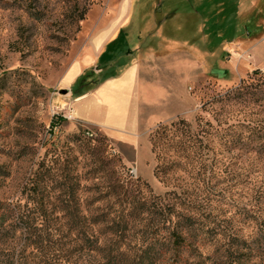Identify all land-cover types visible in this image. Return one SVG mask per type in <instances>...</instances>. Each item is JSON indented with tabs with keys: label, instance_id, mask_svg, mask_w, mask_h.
Returning <instances> with one entry per match:
<instances>
[{
	"label": "rangeland",
	"instance_id": "rangeland-1",
	"mask_svg": "<svg viewBox=\"0 0 264 264\" xmlns=\"http://www.w3.org/2000/svg\"><path fill=\"white\" fill-rule=\"evenodd\" d=\"M158 1L162 10L179 15L145 46L154 49L158 70H172L173 78L167 81L172 94L160 97L162 102L146 112L145 117H151L141 134L152 159L144 172L137 166L132 175L136 166L124 163L105 131L68 120L58 102L67 91L64 73L88 54L119 0H0V203L24 210L32 202L29 190L37 174L45 193L54 190L55 205L64 198L60 183H72L77 176L86 187L79 195L87 201L94 194L89 186L101 185L105 172L115 171L139 198L188 192L181 197L192 205L179 210L201 218L213 232L197 251L202 256H184L194 260L190 264H264V0ZM174 39L183 47L165 43ZM133 53L137 55V35H122L89 70L92 75L77 94L117 72ZM113 57L116 62L106 67ZM198 117L203 126L209 121L213 127L200 131ZM181 119L188 125L168 129L172 146H163L157 130ZM190 134L199 139L182 151ZM153 137L158 141L155 153ZM158 155L169 163L159 179L154 173ZM107 161L105 171L102 167L94 172ZM70 220L49 222L55 226L52 243L36 262L56 259L57 249L67 254L59 264L100 262L99 254L79 249L76 232L60 225ZM138 229L130 232L131 257H140L144 246ZM20 246L8 233L0 237V264L32 262L30 251L23 254ZM169 259L158 264H168Z\"/></svg>",
	"mask_w": 264,
	"mask_h": 264
},
{
	"label": "trees",
	"instance_id": "trees-1",
	"mask_svg": "<svg viewBox=\"0 0 264 264\" xmlns=\"http://www.w3.org/2000/svg\"><path fill=\"white\" fill-rule=\"evenodd\" d=\"M91 75V72L88 71L75 82L73 86L75 95H78L76 94L78 89L88 81ZM197 122L201 128L200 131H204L203 127L205 126L213 127L209 121H206L203 126L202 117H198ZM179 125L187 126L188 122L181 119L177 123H172L170 127L164 126L157 130L156 135L160 136L159 139L163 141V146H172L173 138L170 133L165 132L168 129L171 131ZM162 130L163 132L160 133ZM195 136L197 135H189L188 145H183L182 151L194 147L193 140L199 139ZM152 139L153 153H155L158 141L155 137ZM199 142L203 143L201 140ZM183 159L185 158L183 157ZM155 160L154 173L155 177L159 179L160 171L164 174L168 172L167 165L169 163L161 162L160 155L155 156ZM103 163L105 165L94 168V172L99 171L102 167L105 171L110 161ZM177 164L180 166L181 162H177ZM35 178L29 190L33 195L32 202L26 204L24 210L16 205L0 203V237L7 233L10 234L11 238L21 244L19 248L21 253L25 254L29 250V255L33 257L32 262L25 261L20 264H39L35 259L46 251V248L50 249L51 233L55 229V226H49L52 219L58 221L65 217H71L70 221H65L60 225L71 232H76V239L80 242L79 249L100 255V262L90 264H158L168 255L171 258V260L169 259L171 262L168 264H190L194 263V260L191 262L188 258L184 259V256L187 255L193 259L202 256L197 251L200 246L210 240L213 234L210 228H207L204 220L179 210L182 206L187 209L192 205L191 202L186 201V198L181 197L188 195L186 191L181 194L166 192L165 197H156V200L139 198L137 192H133L129 188L130 182L117 172L107 170L102 177L104 180L101 185L89 186V191L94 194L87 201L79 195L81 189L86 188L79 176L72 183L61 182L60 187L63 188V191L60 195H63L64 198L55 205L51 202L54 190L45 193L47 188L44 184L41 185L43 179L38 174ZM52 188L56 189V187ZM166 197H170L172 202L167 201ZM4 209L5 212L2 211ZM203 215L201 217L208 220ZM136 227H140L138 232H143L141 239L144 246L141 248L140 257L137 256V253L131 257L128 253L132 246L130 232ZM18 232L20 236H18ZM60 250H56L58 252L56 259L51 258L44 261V264H59V259L67 255H62ZM207 258L209 259V256ZM7 264L18 263L16 260H12Z\"/></svg>",
	"mask_w": 264,
	"mask_h": 264
},
{
	"label": "crops",
	"instance_id": "crops-1",
	"mask_svg": "<svg viewBox=\"0 0 264 264\" xmlns=\"http://www.w3.org/2000/svg\"><path fill=\"white\" fill-rule=\"evenodd\" d=\"M178 15L175 11L162 10L158 0H119L115 15L109 25L94 36L88 54L72 62L63 76L67 91L62 92L58 102L64 115L70 117V121L105 131L119 147L124 163L136 166V169L138 166L142 172L152 159L144 150V136L141 134L143 123H148L151 117H145L146 112L158 101L162 102L160 97L172 94V87L167 81L173 78L172 70L165 68L160 71L155 67L158 63L155 51L151 45H145L157 32L168 28ZM132 33L137 35V55H128V61L117 72L105 75L100 83L83 95H75V82L97 67L105 52L122 35ZM117 37L119 39L113 43ZM165 43L183 47L176 39ZM115 62L113 57L106 67ZM103 68L98 72H102ZM162 79L164 83H157Z\"/></svg>",
	"mask_w": 264,
	"mask_h": 264
},
{
	"label": "built area",
	"instance_id": "built-area-1",
	"mask_svg": "<svg viewBox=\"0 0 264 264\" xmlns=\"http://www.w3.org/2000/svg\"><path fill=\"white\" fill-rule=\"evenodd\" d=\"M65 116V115H64ZM68 120H70L71 118L70 117H67V116H65ZM130 173L132 174V175H135L136 173H137V170H136V168H132L131 170H130Z\"/></svg>",
	"mask_w": 264,
	"mask_h": 264
}]
</instances>
